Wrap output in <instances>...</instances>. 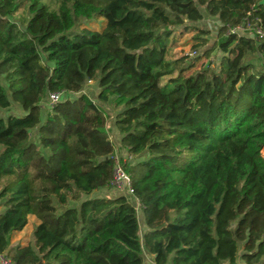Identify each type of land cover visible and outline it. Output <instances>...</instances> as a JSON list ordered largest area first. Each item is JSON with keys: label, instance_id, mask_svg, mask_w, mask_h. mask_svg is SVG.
Listing matches in <instances>:
<instances>
[{"label": "trees", "instance_id": "obj_1", "mask_svg": "<svg viewBox=\"0 0 264 264\" xmlns=\"http://www.w3.org/2000/svg\"><path fill=\"white\" fill-rule=\"evenodd\" d=\"M260 2L0 0V108L24 112L0 116V255L13 264H145L146 254L155 264H264V70L243 62L264 61V40L226 35L247 17L264 23ZM206 17L217 24L214 44V31L196 25ZM95 18L100 31H75ZM182 38L206 47L207 61L177 54ZM89 82L99 103L76 95ZM105 105L123 108L111 131ZM110 132L135 158L121 161L153 227L143 234L131 198H90L111 188ZM32 215V242L13 243Z\"/></svg>", "mask_w": 264, "mask_h": 264}, {"label": "rangeland", "instance_id": "obj_2", "mask_svg": "<svg viewBox=\"0 0 264 264\" xmlns=\"http://www.w3.org/2000/svg\"><path fill=\"white\" fill-rule=\"evenodd\" d=\"M22 14H23V10H21L15 16V19L18 21H21ZM104 23H105L104 19H100V18H95L91 21L82 20V21H80L79 26L75 29V31L79 32L80 29H84V28L100 31L103 28ZM196 25L200 28L207 29L210 31H214V34H211L209 36L210 41H212V44H214L216 39H217V36H218V29L216 27V25H217L216 21L213 19H210L209 17H206L203 21L197 23ZM194 46H195V43L191 39L187 40V38H182V39H179V44L176 45L175 52L177 54H186V55H193V56L195 55V52H196L197 53L196 56L202 55L203 62L207 61L205 54H203V50L206 47L195 51ZM209 46H210V44L207 47H209ZM210 57L212 59L213 64L215 66H218L220 61H221V58L223 57V53L220 51V49H216L213 53H211ZM243 62L252 64V66L255 70H262V71L264 70V61L255 54L246 55ZM199 65L200 64H197V66H199ZM176 76H177V73H174L173 75H170V76L163 77L161 79V84L165 85L166 83H168V81L171 77H176ZM0 81H2V80L0 79ZM99 90H100V88H99V85L97 82H89L88 84L85 85L83 90L80 91L79 93H77L76 95L86 94L91 100H93L96 103H99L98 99H97ZM105 108L108 110V112L111 115L110 119L108 120V129L111 131L112 121L115 117V113L118 110L121 111L123 108L120 107L119 109H116L112 105H105ZM11 114L17 115V116H23L24 112L20 108V106H18L17 104H13L9 109H1L0 108V116L1 117L6 118ZM110 133L111 134H110L109 139H110V141H112L116 145L115 155L119 159H122L123 161L134 160L135 158H133L132 156H129L126 151L122 150V148L119 146L118 142H116L115 134L112 132H110ZM262 155L264 156V150L262 151ZM119 194H124V193L121 191H118V190H114V189H107V190H101L99 192H95L94 194H92L90 196V198L91 197H98V196L115 197ZM86 198H87V196H84V199H86ZM2 203H3V201L0 200V213L3 211ZM70 205L72 207H75V206H78L79 203L73 202ZM136 208L139 211L141 233L143 234V232L145 230L151 229L153 227L148 226L146 224L145 217H144L141 209H139L140 206H138ZM256 217L257 216H253V218H255V219H256ZM153 220H154V223H159V219L154 218ZM39 222H40V220L36 215L30 216L28 226L26 227V229L23 232H20V233H17L14 235L13 243L29 244V242H32L33 232H34L36 226L39 224ZM248 233H249L248 229L242 228L241 235H242L244 241L246 242V244L250 245L251 241L248 238Z\"/></svg>", "mask_w": 264, "mask_h": 264}, {"label": "built area", "instance_id": "obj_3", "mask_svg": "<svg viewBox=\"0 0 264 264\" xmlns=\"http://www.w3.org/2000/svg\"><path fill=\"white\" fill-rule=\"evenodd\" d=\"M251 13H249V16ZM227 36L236 35L238 37L251 36L258 41L264 40V23L261 18L254 20L247 17L240 25L235 27H228ZM65 95L64 91L53 92L49 94L47 103L48 109H53ZM115 169L113 180L110 183V189L118 190L124 193L127 197L131 198L136 207L140 206V201L135 196V191L132 185V179L130 174L125 171L122 159H119L115 155ZM1 264H13L10 259L3 255H0Z\"/></svg>", "mask_w": 264, "mask_h": 264}, {"label": "crops", "instance_id": "obj_4", "mask_svg": "<svg viewBox=\"0 0 264 264\" xmlns=\"http://www.w3.org/2000/svg\"><path fill=\"white\" fill-rule=\"evenodd\" d=\"M154 258H155L154 255L146 254L145 264H155ZM0 264H1V262H0Z\"/></svg>", "mask_w": 264, "mask_h": 264}, {"label": "water", "instance_id": "obj_5", "mask_svg": "<svg viewBox=\"0 0 264 264\" xmlns=\"http://www.w3.org/2000/svg\"><path fill=\"white\" fill-rule=\"evenodd\" d=\"M260 4H261V5H264V0H261Z\"/></svg>", "mask_w": 264, "mask_h": 264}]
</instances>
